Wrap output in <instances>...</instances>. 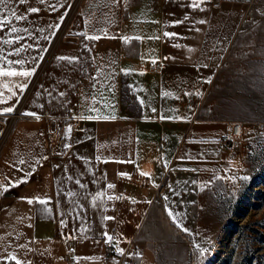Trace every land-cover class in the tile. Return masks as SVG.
Masks as SVG:
<instances>
[{
	"label": "crops",
	"instance_id": "obj_1",
	"mask_svg": "<svg viewBox=\"0 0 264 264\" xmlns=\"http://www.w3.org/2000/svg\"><path fill=\"white\" fill-rule=\"evenodd\" d=\"M190 1L115 0L116 8L100 10L96 68L85 56L79 63L52 55L26 110L36 115L14 123L0 152V264H158L155 245L177 237L169 212L186 223L201 190L233 177L235 161L225 158L233 147L223 139L228 124L244 121L228 112L234 102L213 97L211 88L239 31L240 2L204 0L207 10H195ZM205 12L204 23L196 22ZM22 16L13 26L21 31L7 23L0 30V41L21 39L0 49L8 60L25 61L13 65L18 71L36 70L48 39L36 35L38 14ZM105 30L115 38H103ZM16 48L26 50L10 56ZM32 77L0 78L9 87L27 84L23 92L13 88L11 99L5 88L0 109L11 107ZM98 115L115 119L72 126V118ZM141 173L149 174L147 185ZM107 244L115 249L110 256Z\"/></svg>",
	"mask_w": 264,
	"mask_h": 264
},
{
	"label": "rangeland",
	"instance_id": "obj_2",
	"mask_svg": "<svg viewBox=\"0 0 264 264\" xmlns=\"http://www.w3.org/2000/svg\"><path fill=\"white\" fill-rule=\"evenodd\" d=\"M237 1L239 31L211 88L213 97L233 101L228 112L244 121L239 144L225 156L235 161L234 175L201 190L199 205L188 207L186 223L170 220L177 237L155 245L158 264H264V0ZM187 3L191 9L207 10L203 4L194 8L192 1ZM33 7L42 18L36 35L47 38L48 45L27 90L12 104L14 111L0 115V152L14 123L34 118L25 113L35 104V85L54 53L73 55L79 63L85 56V64L96 68L99 40L86 39L82 33L98 35L103 25L100 10H112L116 4L115 0H4L0 16L9 18L12 28L21 25L11 16L12 10L22 16L32 13ZM206 17L202 13L195 21ZM197 245L206 249L203 255ZM142 264H149L146 258Z\"/></svg>",
	"mask_w": 264,
	"mask_h": 264
},
{
	"label": "snow or ice",
	"instance_id": "obj_3",
	"mask_svg": "<svg viewBox=\"0 0 264 264\" xmlns=\"http://www.w3.org/2000/svg\"><path fill=\"white\" fill-rule=\"evenodd\" d=\"M3 2H4V0H0V3H3ZM25 2H26V0H19V3H25ZM40 2L43 3L44 0H40ZM203 2H204V0H192V6L194 8L199 7V5L201 3H203ZM201 10H203V9H201ZM29 11L32 12V13H35V12H38L39 9L33 7V8H30ZM11 16L14 17L16 20H21V19H24L25 18V17H23L21 15H18L15 10H12ZM185 18H187V17H185ZM6 23L7 24H10L11 21L8 20L4 16H0V30H2L4 28V26H5ZM177 23H181V21H177ZM199 23H204V21H199ZM19 31H21V30L18 29V28H16V27H12L11 28V32L12 33H16V32H19ZM24 31H26V29H24ZM82 35H84L86 39L93 40V41H96V40H99V39L102 38V36H100V35L88 36L86 33H82ZM163 35L165 37L171 38V37L176 36L177 34L165 32ZM103 38H115V36L109 34L105 30L104 31V34H103ZM134 38L137 39V40L140 39L139 36L134 37ZM150 38H152V37H150ZM154 38H158V37H154ZM20 39H21L20 37H16L15 40H13V39L2 40V41H0V43L12 45L13 43H17ZM121 39L125 43H128V41L130 39H133V37L122 36ZM27 47H31V46L29 45ZM25 50H26V48H16L15 51L14 52H10L9 55L10 56H20L21 52H23ZM58 59H61V60L69 59L71 61V60H74L76 58L59 57ZM24 63H25V61L23 59H17V60H14V61L8 60L7 57H5L3 55V49H0V78H3V77H22V78L27 79V78L31 77L34 74V71H35L34 68L31 69V70H23L22 69V70H19L18 71L13 66V65H21L22 66ZM153 63H155V60H153ZM5 65H6V67H5ZM122 71H125L127 73V71H129V70H122ZM141 74H143V73H141ZM10 83L11 82L6 83L3 79H0V103H4L5 102V98H4V95H3L5 88H7L8 91L11 93V95L8 97V99H11V97L16 96V92L13 91V88L18 87L19 90H20V92H23L25 90V88L27 87V84L26 83H24V84H18V85L13 84L11 87H9V84ZM60 95L63 96L64 94L63 93H60ZM13 111H14V108L13 107H5L3 109H0V115H4L6 113H11ZM153 111H155V109H153ZM25 115H33V116H35L36 114L35 113H25ZM38 118L39 117H37V119ZM76 118L77 119H101V118H103V119H109V118L115 119L114 116L113 117H108V116L101 117L99 115L98 116H95V117H92V116H89V117L80 116V117H76ZM165 118L166 117L161 116V119H165ZM169 118H172V117H169ZM65 131H66V134L67 135H70V133H71V126L69 125V127ZM69 146L70 145H65V147H69ZM97 159L99 160L100 157H97ZM104 162H107V161H104ZM20 163H23V161H20ZM165 167H167V163L165 164ZM193 171H195V169H193ZM122 175H126V174H122ZM141 175L147 176L149 174H147V173H141ZM19 182H24V181H18V183ZM108 187L109 188H113L115 186L114 185H108ZM110 198H117L118 199V197H110ZM28 202L31 203L32 201L29 200ZM39 202L41 204H47L48 203L47 200H40ZM169 215L172 216L174 222H176L175 216H173V213L172 212H169ZM106 219H113V217H106ZM178 226H180V225L178 224ZM185 231H187V230L185 229ZM105 235L107 236V233H105ZM112 239L113 238L111 236H107V241L110 242ZM196 247L199 249V245H197ZM118 251L121 254H123V250L122 249H118ZM199 251H200L201 255H203L206 252V249H199ZM12 258L15 259V257H12ZM17 264H20V262L17 261Z\"/></svg>",
	"mask_w": 264,
	"mask_h": 264
},
{
	"label": "built area",
	"instance_id": "obj_4",
	"mask_svg": "<svg viewBox=\"0 0 264 264\" xmlns=\"http://www.w3.org/2000/svg\"><path fill=\"white\" fill-rule=\"evenodd\" d=\"M79 125H80V119L72 118L73 128H77ZM242 134H243V127H242V124L240 122H232V123L228 124L227 133L223 139L225 146L227 148H232V147L238 145L240 140H241ZM133 173L138 174L137 168H133ZM139 181H140L141 185H147L148 184V177L145 175H140ZM118 199L121 200L122 196L118 195ZM104 252H105L106 256H110L111 254H113L115 252V249L111 244H107L104 247ZM127 262L129 264H133L132 260H130V259L127 260Z\"/></svg>",
	"mask_w": 264,
	"mask_h": 264
},
{
	"label": "bare ground",
	"instance_id": "obj_5",
	"mask_svg": "<svg viewBox=\"0 0 264 264\" xmlns=\"http://www.w3.org/2000/svg\"><path fill=\"white\" fill-rule=\"evenodd\" d=\"M264 89V88H263Z\"/></svg>",
	"mask_w": 264,
	"mask_h": 264
}]
</instances>
